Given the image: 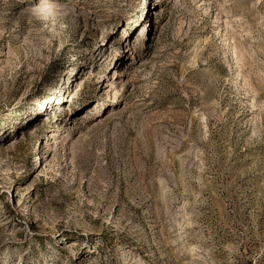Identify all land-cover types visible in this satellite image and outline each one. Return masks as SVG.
Here are the masks:
<instances>
[{
    "label": "rangeland",
    "instance_id": "rangeland-1",
    "mask_svg": "<svg viewBox=\"0 0 264 264\" xmlns=\"http://www.w3.org/2000/svg\"><path fill=\"white\" fill-rule=\"evenodd\" d=\"M0 264H264V0H0Z\"/></svg>",
    "mask_w": 264,
    "mask_h": 264
}]
</instances>
